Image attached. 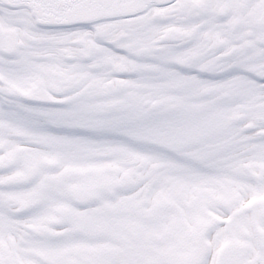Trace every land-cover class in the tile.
<instances>
[{
  "label": "snow or ice",
  "instance_id": "snow-or-ice-1",
  "mask_svg": "<svg viewBox=\"0 0 264 264\" xmlns=\"http://www.w3.org/2000/svg\"><path fill=\"white\" fill-rule=\"evenodd\" d=\"M0 264H264V0H0Z\"/></svg>",
  "mask_w": 264,
  "mask_h": 264
}]
</instances>
